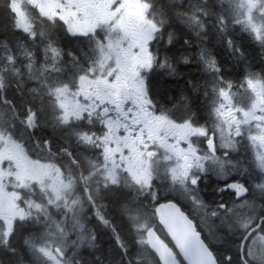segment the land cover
I'll return each instance as SVG.
<instances>
[{
  "label": "flooded vegetation",
  "instance_id": "af4514ba",
  "mask_svg": "<svg viewBox=\"0 0 264 264\" xmlns=\"http://www.w3.org/2000/svg\"><path fill=\"white\" fill-rule=\"evenodd\" d=\"M209 1L223 15L225 2ZM0 2L1 236L25 238L31 222L40 236L54 215L58 237L85 225L86 239L116 242L113 257L160 264L143 205H155L164 230L156 208L174 203L210 248L231 251L236 264H264V93L222 89L223 27L192 20L183 42L170 40L208 86L199 105H166L150 86L159 29L147 0ZM76 250L55 249L64 261Z\"/></svg>",
  "mask_w": 264,
  "mask_h": 264
},
{
  "label": "trees",
  "instance_id": "16d2710c",
  "mask_svg": "<svg viewBox=\"0 0 264 264\" xmlns=\"http://www.w3.org/2000/svg\"><path fill=\"white\" fill-rule=\"evenodd\" d=\"M147 2L150 4L151 18L160 27L154 45V67L150 80L154 97H159L158 99L164 101L166 105L170 104V98H174L183 106H195L199 105V101L202 99L201 91L206 90L208 86V78L205 80L203 78L204 81H201L202 77H199L195 72L196 67H194V70L192 67L184 66L185 63L180 61L184 58L185 50L183 46L176 44L170 49V40L174 43H180L183 42L185 37L181 29L170 30V28H177L179 15H183L185 18L183 25L188 21L200 20V23H196L210 25L215 21L217 25L223 27L222 49L219 58L222 67L223 88H229L231 85L233 89H248L249 81L255 79L264 81L263 41L258 40L256 37L251 38L243 33L232 32V29L228 30L223 22V15L220 12H214V7L212 9V2L209 0H147ZM188 3L196 7L190 13H186ZM3 5L4 3L0 2V10L6 8ZM208 13L210 14L207 15ZM6 22V14L0 11V34L6 28ZM246 41H250V44L244 43L243 47L237 45V43ZM228 42L231 45H228ZM173 50L174 52H172ZM212 52L214 53L215 50H212ZM170 59H173L174 63L176 62L174 77H170ZM177 71L178 73H176ZM110 207L112 211H118L116 209L118 205H111ZM154 207L155 205H143V213L144 215L147 214L146 218L151 223L150 225L156 228L160 236L175 250L166 232L155 222ZM45 223H47L46 228L49 226L51 231H55V229H52L55 226L54 215L49 216L43 226ZM38 225L31 222L30 233L25 235V238L16 233L14 237L6 240L0 235V264H52L43 255L35 254L44 245L47 248L54 246L52 233L46 241L40 240L37 233ZM112 233L116 235L113 230ZM77 242H75L76 246L73 245V248L77 249L76 256L68 257L71 264H128V261L135 264V257H133V254L128 253L131 250L130 247L133 249L132 252L135 251V242L130 241L129 238L123 241L124 248L128 251L125 259L124 257L112 256L114 251L119 252L117 244L112 240L103 238L101 234H98L94 240L86 239L84 244H78ZM211 249L214 251L219 264H236L237 259L231 251ZM27 250L30 251V254L27 253ZM141 250L145 252L149 251V248L142 246Z\"/></svg>",
  "mask_w": 264,
  "mask_h": 264
},
{
  "label": "water",
  "instance_id": "95a60500",
  "mask_svg": "<svg viewBox=\"0 0 264 264\" xmlns=\"http://www.w3.org/2000/svg\"><path fill=\"white\" fill-rule=\"evenodd\" d=\"M156 213L177 250L176 253L154 229L150 230L148 242L161 264H219L194 223L178 205H159Z\"/></svg>",
  "mask_w": 264,
  "mask_h": 264
},
{
  "label": "rangeland",
  "instance_id": "374dc122",
  "mask_svg": "<svg viewBox=\"0 0 264 264\" xmlns=\"http://www.w3.org/2000/svg\"><path fill=\"white\" fill-rule=\"evenodd\" d=\"M263 0H223L225 2V7L223 9V22L225 24V27L229 28L231 23H234L235 26L241 21L240 17L244 16L245 20L252 25L253 32L255 37L258 40L264 41V33L262 31V27L259 25H264V4L262 2ZM255 3H258V6L255 5ZM258 7L260 8V11H257ZM246 22V23H247ZM158 28V27H157ZM248 88L249 90H254L255 88L264 93V81L262 79H255L248 82ZM257 104V103H256ZM81 215H78L75 218L76 223H80L81 221ZM145 217V216H144ZM82 231H78V226L75 225L76 229L75 231L69 232L72 235H76L79 238L78 244H84L86 243V236L87 234V228L86 226H82ZM52 229H55L58 231L57 227H53ZM47 231L51 233V229L49 226H47ZM60 231V230H59ZM49 232H44L42 230L40 234V240L46 241L48 238H50ZM69 233L61 232L59 233L60 237L54 235V242H58V244H54V246H50L49 248L40 247L38 251H42V254L48 261H50L52 264H65L64 260L57 255L55 249L58 246L61 248V251H64V246L68 244L69 240ZM85 237V238H84ZM74 245L73 243H71ZM75 246V245H74ZM63 253V252H62ZM262 256L261 258L264 259V249L262 250ZM150 259L147 258L146 264H150Z\"/></svg>",
  "mask_w": 264,
  "mask_h": 264
},
{
  "label": "bare ground",
  "instance_id": "6f19581e",
  "mask_svg": "<svg viewBox=\"0 0 264 264\" xmlns=\"http://www.w3.org/2000/svg\"><path fill=\"white\" fill-rule=\"evenodd\" d=\"M193 5V4H192ZM188 6V9L186 10V13H190L191 12V10L192 9H195L196 7H193V6H191V5H187ZM210 13H208L207 15H209ZM184 17H183V15H179L178 16V23L176 24V27L177 28H170V30L171 31H176L177 29H181V30H183V31H185L186 30V27H188V25H189V23L188 22H185V24L183 25V23H184ZM211 21V20H210ZM186 23H188V24H186ZM215 24V21L214 22H212V24ZM183 25V26H182ZM202 80H203V78H202ZM201 80V81H202Z\"/></svg>",
  "mask_w": 264,
  "mask_h": 264
}]
</instances>
